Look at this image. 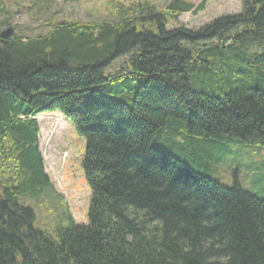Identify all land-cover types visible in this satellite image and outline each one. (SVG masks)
Returning a JSON list of instances; mask_svg holds the SVG:
<instances>
[{"label":"trees","instance_id":"16d2710c","mask_svg":"<svg viewBox=\"0 0 264 264\" xmlns=\"http://www.w3.org/2000/svg\"><path fill=\"white\" fill-rule=\"evenodd\" d=\"M206 6L0 36V264H264V200L205 175L228 144L264 147V0L179 26ZM52 113L86 141L91 197L87 224L47 232L21 199L53 188L36 119Z\"/></svg>","mask_w":264,"mask_h":264},{"label":"rangeland","instance_id":"374dc122","mask_svg":"<svg viewBox=\"0 0 264 264\" xmlns=\"http://www.w3.org/2000/svg\"><path fill=\"white\" fill-rule=\"evenodd\" d=\"M7 13L2 15L0 32L13 28L23 38H32L48 32L49 20L95 21L114 19L108 10L118 3L131 4L138 0H2ZM164 10L170 0H151ZM199 5L204 0H188ZM242 0H207L204 12L183 14L179 26L195 31L225 15L239 14ZM174 26L170 25L169 29ZM118 60L109 69L118 70L124 63ZM40 152L52 187L37 197L21 201L35 211V227L47 232L77 224H87L91 190L86 181L82 163L86 141L59 113L40 115ZM206 177L219 185L232 188L240 185L245 191L264 200V147L251 145L224 146L212 160Z\"/></svg>","mask_w":264,"mask_h":264},{"label":"water","instance_id":"95a60500","mask_svg":"<svg viewBox=\"0 0 264 264\" xmlns=\"http://www.w3.org/2000/svg\"><path fill=\"white\" fill-rule=\"evenodd\" d=\"M13 34H14L13 28H8L6 31L1 32L0 36L3 39H7V38L11 37ZM0 193H1V191H0Z\"/></svg>","mask_w":264,"mask_h":264}]
</instances>
